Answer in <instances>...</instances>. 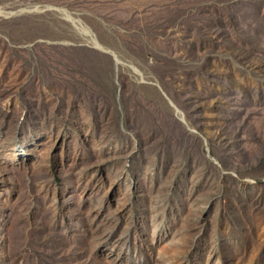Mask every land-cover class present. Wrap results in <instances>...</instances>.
Wrapping results in <instances>:
<instances>
[{
    "label": "rangeland",
    "instance_id": "374dc122",
    "mask_svg": "<svg viewBox=\"0 0 264 264\" xmlns=\"http://www.w3.org/2000/svg\"><path fill=\"white\" fill-rule=\"evenodd\" d=\"M0 264H264V0H0Z\"/></svg>",
    "mask_w": 264,
    "mask_h": 264
}]
</instances>
